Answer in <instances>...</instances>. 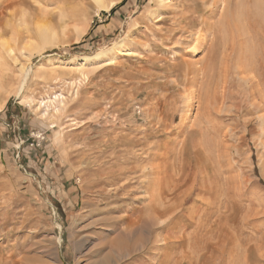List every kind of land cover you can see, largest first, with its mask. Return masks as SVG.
I'll return each mask as SVG.
<instances>
[{
  "label": "rangeland",
  "instance_id": "obj_1",
  "mask_svg": "<svg viewBox=\"0 0 264 264\" xmlns=\"http://www.w3.org/2000/svg\"><path fill=\"white\" fill-rule=\"evenodd\" d=\"M78 1L0 0V264H264V0Z\"/></svg>",
  "mask_w": 264,
  "mask_h": 264
},
{
  "label": "bare ground",
  "instance_id": "obj_2",
  "mask_svg": "<svg viewBox=\"0 0 264 264\" xmlns=\"http://www.w3.org/2000/svg\"><path fill=\"white\" fill-rule=\"evenodd\" d=\"M78 1V0H77ZM97 3H98V5H99V8H102V9H104V10H111L118 2H116V1H112L111 3L109 2V5H107V6H105L104 4H102L101 3V1H99V0H95ZM162 1H164V0H161V2ZM179 1H181V0H179ZM211 1V0H210ZM214 1V0H213ZM220 1V0H219ZM219 1H216V4H217V2L218 3H220ZM229 1V0H228ZM74 2H76V1H74ZM79 2V1H78ZM232 2V1H231ZM87 3V2H86ZM178 3V2H177ZM184 2H182L180 5H182ZM185 3H186V1H185ZM188 3H190L189 1H188ZM210 3H212V2H210ZM210 3L208 4V5H210ZM214 3V2H213ZM242 3L244 4V2L242 1ZM2 4V3H1ZM31 4V3H30ZM163 4H165V3H163ZM215 4V5H216ZM224 4V3H223ZM222 4V5H223ZM32 5V4H31ZM170 5V4H169ZM172 5V4H171ZM175 3H174V6L173 7H175ZM189 6V5H188ZM212 6V5H211ZM214 6V5H213ZM221 6V5H220ZM78 7V6H77ZM177 7V6H176ZM185 7H187L186 6V4H185ZM219 7V6H218ZM222 7V6H221ZM19 8V7H18ZM168 8V7H167ZM166 8V9H167ZM170 8V7H169ZM184 8V7H183ZM34 9V8H33ZM193 9V8H192ZM213 9H214V7H213ZM217 9V8H216ZM170 10H171V8H170ZM174 10V9H173ZM177 10H179V9H177ZM180 10H182L181 8H180ZM84 11V10H83ZM186 11V10H185ZM211 11H212V8H211ZM77 11H74L73 12V14L74 13H76ZM189 12V11H188ZM193 12V11H192ZM221 12V11H220ZM18 12H16L15 14H17ZM79 13V12H78ZM78 13H76V14H78ZM177 13V12H176ZM179 13V12H178ZM180 13H181V11H180ZM179 13V14H180ZM208 13H210V12H208ZM174 15H175V12L173 13ZM206 14V13H205ZM183 15V14H182ZM190 15V14H189ZM221 15V14H220ZM158 16V15H157ZM156 16V17H157ZM187 17H188V15H186ZM186 16H183V17H186ZM195 16H196V14H195ZM205 16V15H204ZM221 16H224L223 14L221 15ZM237 16V15H236ZM235 16V17H236ZM60 17V16H59ZM178 17V16H177ZM228 17V16H227ZM157 18H159V17H157ZM176 18V17H175ZM179 18V17H178ZM177 18V19H178ZM199 18V17H198ZM205 18V17H204ZM213 18V17H212ZM212 18H210L211 20H212ZM236 18H238V17H236ZM71 19V18H70ZM196 19H197V16H196V18H194V19H192V21L193 20H195L196 21ZM202 19V18H201ZM222 19V18H221ZM174 20H176V19H174ZM180 20V19H179ZM189 20V19H188ZM238 20H239V18H238ZM173 21V20H172ZM204 21H206V20H204ZM210 21V20H209ZM213 21V20H212ZM223 21V20H222ZM2 22V21H1ZM57 26H55V27H51V26H43V27H41L39 30H38V47H39V49H36V51H38V50H40L41 48H43L45 45H51V43L52 42H54V40H55V37L57 38V36L61 33V34H63L64 32H66V31H68L67 30V27H68V22H66L65 20H64V17H60V18H57ZM178 22H181V21H178ZM202 23H203V21H201ZM214 22V21H213ZM225 22H227V21H225ZM225 22H224V25H225ZM240 22V21H239ZM175 23V22H174ZM186 23V22H185ZM188 23V22H187ZM201 23V24H202ZM216 23V22H215ZM189 24V23H188ZM214 24V23H213ZM218 24H219V20H218ZM216 25V26H218L219 27V25ZM195 25H196V23H195ZM54 26V25H53ZM175 26V25H174ZM174 26H170V27H174ZM199 26H200V24H199ZM211 26H213V25H211ZM229 26V25H228ZM1 27V26H0ZM181 27V26H180ZM195 27V26H194ZM205 27V26H204ZM235 27V26H234ZM241 27V26H240ZM84 28V27H83ZM189 28V27H188ZM196 28V27H195ZM212 28H214V26L212 27ZM217 28V27H216ZM220 28V27H219ZM231 28V27H230ZM246 28V27H245ZM169 29V28H168ZM180 28H178V30H179ZM196 29H198V31H199V27L198 28H196ZM206 29V28H205ZM209 29V28H208ZM177 30V31H178ZM191 30V29H190ZM210 30H211V28H210ZM220 30V29H219ZM236 30V29H235ZM184 31V30H183ZM192 31V30H191ZM214 31V30H213ZM204 32V31H203ZM207 32V31H206ZM222 32V31H221ZM210 33H211V31H210ZM209 33V34H210ZM241 33H242V31H241ZM85 34V33H84ZM169 34H171V33H169ZM204 34V33H203ZM206 34V33H205ZM204 34V36H206L207 37V35H205ZM208 34V35H209ZM81 35H83V31L82 32H80V34H78V36L76 37V39H75V41H77L78 40V38L81 36ZM198 35H199V32H198ZM220 35H222L221 37H223V34L221 33ZM209 37H210V35H209ZM213 37V36H212ZM200 39V38H199ZM202 39V38H201ZM200 39V41L202 42V40ZM207 39V38H206ZM205 40V39H204ZM227 40V39H226ZM199 41V42H200ZM224 41V40H223ZM205 42V41H204ZM207 42V41H206ZM210 42V41H209ZM212 43H213V41H211ZM119 44V43H118ZM211 44V43H210ZM214 44H215V41H214V43H213V47L212 48H214ZM222 44V43H221ZM228 44V43H227ZM120 45V44H119ZM205 45V44H204ZM203 44H202V46H204ZM225 45H226V42H225ZM121 46V45H120ZM200 46V45H199ZM201 46V47H202ZM209 46V45H208ZM207 46V47H208ZM37 47V48H38ZM201 47H199V48H201ZM206 47V46H205ZM204 47V48H205ZM206 47V48H207ZM4 48V47H3ZM206 48L204 49V50H206ZM212 48H211V50H212ZM118 49V48H117ZM119 49H120V47H119ZM208 49V48H207ZM222 49V48H221ZM125 50V49H124ZM133 50V49H132ZM192 50H195V49H192ZM199 50V49H198ZM198 50H196V51H198ZM214 50H215V48H214ZM213 50V51H214ZM11 51V50H10ZM10 51L9 52H6V53H10ZM209 51V50H208ZM208 51H204L205 53H207ZM122 52V51H121ZM120 52V53H121ZM203 52V51H202ZM203 52V53H204ZM211 52V51H210ZM119 53V54H120ZM128 53H130V50H127L126 52H124L123 53V56L124 55H126V54H128ZM209 53V52H208ZM212 53V52H211ZM201 54V53H200ZM217 54V53H216ZM209 55H210V53H209ZM215 55V54H214ZM214 55H212L213 57H214ZM218 55V54H217ZM220 55V54H219ZM218 55V56H219ZM233 55V54H232ZM30 56H31V51H29L28 52V54H27V57H26V60L28 59L29 60V58H30ZM202 56V55H201ZM208 57V56H207ZM210 57V56H209ZM208 57V58H209ZM216 57V56H215ZM126 58V57H125ZM229 58H230V56H229ZM13 59H15L14 58V56L12 57V60ZM116 58L115 57H113V55L112 56H106V53L105 52H101V53H99V54H97L96 56H94V57H83L80 61H78L77 63H75L74 65L76 66V67H74L75 68V70H76V68L78 69V70H80V69H82V68H84V67H88V66H91V65H98V64H103V65H109V64H111L112 62H114V60H115ZM207 59V58H206ZM211 59V58H210ZM27 60V61H28ZM51 59H49V61H50ZM118 60V59H117ZM202 60V59H201ZM204 60V59H203ZM208 60V59H207ZM216 60V59H215ZM209 61V60H208ZM217 61H218V59H217ZM219 61H220V59H219ZM65 62V61H64ZM64 62H62V63H64ZM202 62V61H201ZM200 62V63H201ZM205 62V61H204ZM229 62V61H228ZM48 63V62H47ZM196 63H197V61H196ZM217 63V62H216ZM20 64V63H19ZM71 64V63H70ZM50 65V64H49ZM56 65V64H55ZM61 65V64H60ZM193 65V64H192ZM198 65V64H197ZM203 65H204V63H203ZM209 66H210V64H208ZM217 66V65H216ZM230 66V65H229ZM235 66H237L236 64H235ZM244 66V65H243ZM190 67H192V66H190ZM238 67H240V66H238ZM237 67V70L239 69ZM196 68V67H195ZM248 68V67H247ZM193 69V68H192ZM191 69V70H192ZM198 69H199V67H198ZM203 69L204 68H202V69H200V70H202L203 71ZM216 69V68H215ZM228 69H229V67H228ZM240 69H241V67H240ZM20 71H24V69H21ZM77 71V70H76ZM242 71V70H241ZM203 72H205V71H203ZM224 72V71H223ZM234 72V71H233ZM24 73H25V75H27L28 73L27 72H25L24 71ZM191 73V72H190ZM220 73V72H219ZM225 73V72H224ZM59 74H61V73H59ZM226 74V73H225ZM243 74H245V72L243 73ZM62 75H63V73H62ZM201 75V74H200ZM205 75H208V74H205ZM204 75V76H205ZM220 75V74H219ZM241 75V74H240ZM226 76H227V74H226ZM239 76V75H238ZM207 77V76H206ZM213 77V76H212ZM248 78V77H247ZM246 78V79H247ZM250 78V77H249ZM25 79H26V76H25ZM186 79V78H185ZM208 79V78H207ZM222 80V78H220L219 77V80ZM251 79V81H252V78H250ZM202 81V80H201ZM209 81V80H208ZM254 81V80H253ZM1 79H0V90H1ZM224 82V81H223ZM212 83V82H211ZM222 83V82H221ZM196 84V83H195ZM248 84H250V83H248ZM256 84V83H255ZM224 85V84H223ZM202 86H203V84H202ZM256 87V86H255ZM254 87V88H255ZM186 89H187V87H185ZM209 88V87H208ZM219 88H220V85H219ZM223 88V87H222ZM257 88V87H256ZM3 89V88H2ZM21 89V88H20ZM222 90V89H221ZM258 90V89H257ZM21 91V90H20ZM253 91V90H252ZM8 92V91H7ZM187 92L189 93V91H188V89H187ZM4 93V92H3ZM6 93V92H5ZM10 93V92H9ZM193 93V92H192ZM256 93H258V92H256ZM259 94H261L260 92H259ZM258 94V95H259ZM7 95V94H6ZM257 95V96H258ZM8 96V95H7ZM192 96H194V95H192ZM191 96V97H192ZM197 96V95H196ZM195 96V97H196ZM220 96H221V94H220ZM261 95H259V97H260ZM263 96H264V94H263ZM198 97V96H197ZM222 97V96H221ZM55 98V97H54ZM58 98V97H57ZM214 98V97H213ZM63 97H61V99H60V96H59V99H53V100H50L49 101V105H45V111L46 112H48L49 110H50V114H51V112H53V113H58L59 112V110H60V108H61V106L63 105ZM187 99V98H186ZM199 99V98H198ZM4 100L6 101V98L5 97H0V110H1V108H2V106H4ZM190 100V99H189ZM193 100V99H192ZM191 100V101H192ZM255 100V99H254ZM216 101V100H215ZM201 102V101H200ZM213 102V101H212ZM222 102V101H221ZM4 103V104H3ZM255 103H258V102H255ZM260 104V103H259ZM263 106V105H262ZM50 108V109H49ZM49 109V110H48ZM221 113V112H220ZM48 114V113H47ZM219 210V209H218ZM193 260V259H192Z\"/></svg>",
  "mask_w": 264,
  "mask_h": 264
}]
</instances>
